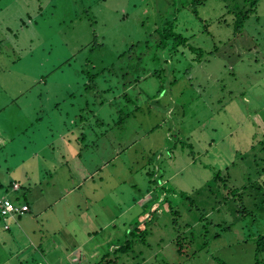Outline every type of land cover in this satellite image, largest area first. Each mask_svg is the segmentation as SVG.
Segmentation results:
<instances>
[{
    "label": "rangeland",
    "instance_id": "1",
    "mask_svg": "<svg viewBox=\"0 0 264 264\" xmlns=\"http://www.w3.org/2000/svg\"><path fill=\"white\" fill-rule=\"evenodd\" d=\"M170 1L0 0V181L26 183L24 173L35 180L46 169V182L66 176L53 169L65 153L74 160L75 178L59 182L70 184L66 189L84 184L68 197L69 210L82 221L73 218L62 236L48 228L50 235L22 243L9 238L15 226L2 225L0 264H49V256L80 264L75 247L89 232L100 238L117 226L114 240L122 241L138 221L152 248L168 244L157 264H264V249L257 248L264 237V0L260 19L252 17L238 36L229 22H216L225 13L220 0L198 8L209 34L192 14L176 16L178 5ZM174 17L175 29L204 49L201 61L182 47L162 55L155 48L161 22ZM90 75L102 77L88 87ZM46 140L51 149L42 151ZM219 172L229 173L227 192L214 187L223 185L214 180ZM251 183L263 186L251 191L256 200L247 199L248 190L233 196L234 188ZM167 189L179 201L170 197L176 206L164 212ZM147 190H158L159 201L141 209L135 199ZM252 201L259 206L251 215ZM56 209L63 210L60 202ZM241 209L249 214L242 220ZM143 212L154 219L144 221ZM178 241L182 256L175 252ZM141 245L128 264H149L147 244ZM69 247L76 252L68 255Z\"/></svg>",
    "mask_w": 264,
    "mask_h": 264
},
{
    "label": "crops",
    "instance_id": "2",
    "mask_svg": "<svg viewBox=\"0 0 264 264\" xmlns=\"http://www.w3.org/2000/svg\"><path fill=\"white\" fill-rule=\"evenodd\" d=\"M84 110H82L83 112ZM81 112V114H82ZM71 120V119H70ZM84 120V119H83ZM30 129V127H28ZM71 133V132H69ZM47 144L46 146H43L41 148V150H46V148L51 149V144L48 140H46ZM33 143V142H31ZM36 145V144H35ZM71 145V140L69 138V140L67 141V143L65 144V146ZM38 151H35L36 155H39L40 153H37ZM34 154V155H35ZM32 155V156H34ZM69 156V155H67ZM82 156V153H80V158ZM70 157V156H69ZM69 157L64 156L61 159L56 158V162L54 164V172H59L62 173L64 172V170L68 173V175L66 176H61V179L64 181H70L71 184H73L72 180L73 177L75 178V176H73V174L71 173V162H73L74 160H69ZM66 167V168H65ZM65 168V169H64ZM49 171L46 169V171L43 173V177H37L35 180H33V175H27L24 173L25 177L27 178L26 183L25 181H21L18 178H12V179H8L10 180L8 185H4L3 183H1L0 181V188L1 190H3V192H5V196L2 197L0 196V198H8L11 199L15 202H17L18 204H24L29 206V211L26 212L25 214H22L20 216H16L13 218H9V219H4L0 217V239H2V243L5 244V242L3 241L5 239L3 232H2V225L3 229L6 225L9 226L7 229L9 231H11V227L15 226V231L11 234L9 238L12 240H17L18 241H22V243L24 242V239L26 238V236H35L37 233L40 235H44L48 232L47 235L51 234V230H49L48 228H58L57 230H53L54 232V236H62V233L65 234V230H62L63 227H68L69 228V223L72 222L71 220L73 218L76 217V222H81L82 218L80 215H74L68 208L69 206V202H68V197L72 194L73 191L76 190H80L84 184H82L81 181H79V183L75 184L74 187H70L69 189H66L70 184H68L66 187H63L62 184L59 182V177L60 176H56V178H53L50 182H46V178H47V174ZM51 179V178H50ZM89 177L85 178V180H88ZM103 181V180H102ZM165 183L166 181L163 180ZM161 181V182H163ZM104 183V182H103ZM14 185H18L19 189H15ZM165 185V184H164ZM165 187V186H164ZM155 194V193H154ZM11 196V197H10ZM21 197L22 201L19 200L18 198ZM147 197L152 198L151 201H149V203L145 202L147 200H145ZM155 196L153 195V190H147V192L145 193V195L143 196V198L141 199H135L136 201L138 200V204L140 203V208L144 209L147 204H151L150 202H152L151 206L155 203L158 202L159 200L155 201ZM173 197L175 203L177 204V201H179V196L175 195V194H169V198ZM17 198V199H15ZM141 201H143V203H141ZM155 201V202H154ZM60 202V205L63 206V210L59 211L56 209V204ZM146 203V204H145ZM176 204L172 205V207L176 206ZM157 207H159V205H157L154 209L152 210V208L150 209V212H155V210H158ZM164 212H167L170 210L171 206H169L168 203H165V207L162 206ZM163 212V213H164ZM156 213V212H155ZM141 214V213H139ZM144 214V212H143ZM144 217H146L144 219L145 220H150L152 217L150 214L146 213L143 215ZM95 217H97V215L95 214ZM138 219L140 218V215H137ZM143 217V218H144ZM150 217V219H149ZM154 219V217L150 220L152 221ZM114 222V219L111 220L105 227L109 226L111 223ZM138 228H143L144 226L142 224L141 221H138ZM224 223V222H223ZM78 224V223H77ZM142 224V225H141ZM134 226V225H133ZM71 228V227H70ZM110 228V227H107ZM126 228V227H125ZM134 227L128 228L129 231H127L126 236L124 237V239L122 238V241L119 239L118 241L114 240V236L118 235L120 232H118L119 227L115 226L111 231L107 232V231H102L101 233H103L100 238H94L93 235L96 233L94 231L89 232V236L83 240L82 245H78L77 248L79 250V252L76 253L75 256L79 255V258L81 260L80 264H98L99 262H103V260L109 259L108 256H111L112 258L120 256L121 260L123 262L125 261H129L130 256L134 255L136 253V251H134V253H121L120 249L123 248V246L125 245V243L129 240L132 239V237H130L131 234V230ZM5 230V229H4ZM71 232V230H70ZM93 237V238H92ZM129 237V238H127ZM102 238V240H100ZM44 239V238H43ZM126 239V240H125ZM111 241V242H110ZM120 241V242H119ZM124 241V242H123ZM43 242V240L41 241ZM123 242V243H122ZM36 244V243H35ZM117 245L120 248L117 249L115 252L110 253L108 252V246L110 245V249L112 246ZM123 245V246H122ZM61 245H57L55 247H53L52 252L57 251V249L59 250V247ZM122 246V247H121ZM167 246L168 244H165L164 248H160L157 251H153L152 253H148L147 254V263L149 264H155L153 263L155 260V258L161 254V251L164 249L165 251L167 250ZM37 248L40 249V251L43 254H46V251L43 249V245L42 243H39L37 245ZM17 252H20L21 250L24 249V244H23V249H22V245L17 247ZM70 249V247L68 248ZM66 250L65 252L69 255L72 252H74L73 250L70 249ZM76 252V251H75ZM85 252L87 254H85ZM175 252L177 253L178 256H182L181 253H178V250L175 249ZM95 253H99L98 258H94ZM50 254V253H49ZM74 256V257H75ZM108 257V258H106ZM167 257V255H160V259L163 260ZM25 260L27 259L26 256L23 257ZM106 258V259H105ZM12 259V258H11ZM53 259H51V257H47V261L51 262L49 264H63V257L59 256L56 259H54L55 261H51ZM7 261H5L6 264ZM67 262V261H66ZM105 262V261H104ZM67 264H70L69 262H67ZM128 264V262H127ZM163 264H167V263H163Z\"/></svg>",
    "mask_w": 264,
    "mask_h": 264
},
{
    "label": "trees",
    "instance_id": "3",
    "mask_svg": "<svg viewBox=\"0 0 264 264\" xmlns=\"http://www.w3.org/2000/svg\"><path fill=\"white\" fill-rule=\"evenodd\" d=\"M220 1L222 3H224V5H225V7H224L225 13L221 17H219L216 22L217 23H225V25H227L229 22L230 26H233L234 33L236 36L240 35L245 30L248 21L252 17H255L257 20L260 19L259 14H258V9H259L261 0H220ZM169 3L174 4V5H178V8H177L176 12L174 13L176 16L177 15L179 16L180 13L182 14L183 11H185L189 15L192 14L198 21L205 24V26H206L205 30H207L208 31L207 34H209V28H208L209 27V21L201 18L199 11H198V8L205 4V0H172ZM176 22H177L176 17L170 19L169 21L165 20L164 22H161L159 28L157 29L159 39L157 42H155V48L157 49V51H160V54L162 55L166 51H168V52L175 51V50L177 51V50H179V48L182 47V48L190 50L191 52H193L196 55L201 56L199 58H196L199 61H201L202 60V54L204 53V49L203 48H196L194 45H192L190 43L189 37H187L182 32L177 31L175 29ZM136 46H138V44H136ZM136 46H132L131 49H135ZM99 75H93V76L90 75L87 77L90 79L89 83L87 84L88 87H90V85L95 80L102 77ZM154 76L159 77L160 72H158V71L155 72ZM253 148H255V146ZM149 174H150V171H147V175H149ZM161 177H162V175L160 176V178ZM228 178H229V173L227 174V176H222L221 172L216 174L214 180L218 183L223 184V185L216 184V186H214V187H216V190H223V191L227 192L228 187L226 184L229 181ZM163 180H164V177H162V181ZM214 187L213 186L210 187V192L212 194H214V190H213ZM262 187L263 186H261L259 184L251 183L250 185H248V186L246 185L242 188H234L231 192H233V196L243 197L244 194H247V190H248L250 192V194L248 195L249 198L247 197V199L256 200L257 195H254L253 192L254 191L262 192L263 191ZM252 190H253V192H251ZM231 192L226 193L229 195L221 194V202L227 200L229 198L228 196H230ZM160 194H158V190H157L156 193L154 194L156 197L155 201L159 200ZM165 194H166V197H168L167 199H165V201H166V203L169 204V206H171L170 209L172 211L175 207H172V205L174 204L172 199L168 200L169 194L177 195V193L172 192L170 189L168 191V189H167ZM182 195H184V194H182ZM262 195H264V193ZM221 202H217V204L220 203L219 205H223V204H221ZM261 204L264 205V196H263ZM249 206L252 207L251 210H248V211H250L249 213H251V215H252L256 211V209L258 208L259 205L257 204V201H252L249 203ZM247 209H249V208H247ZM238 211L240 213H243V211H244L245 213L248 214V211L245 209H241ZM247 214H244V215L242 214V218H241V216H238V218L240 220H242L244 217L249 216V214L248 215ZM138 224H139V222H137L136 224H134V226H132V227H134V230L133 231L131 230V234H130V237H132V239L127 241L125 243V245L123 246V248L120 249L121 253H130V254L134 253V251H136L135 248L142 246L141 244H143V245L147 244V254L152 253L153 251H157L160 248L162 249L165 247V244H164V247L160 246L157 249L152 248V244L149 241L151 236L149 237L147 227L142 230V229L138 228ZM218 226H220V225H218ZM229 229L230 228H228V230ZM220 237H221L220 234H217L215 236V238H220ZM146 240H147V242H146ZM158 243H160V242H158ZM158 243H156V244H158ZM262 243L264 244V237L260 236L258 238V247H257L259 251H262L264 249V245ZM178 245H179V247L178 248L176 247V249L178 250V252H182L183 247L180 246L179 241H178ZM164 253H165V250L163 249L161 251L160 255L162 256V255H164ZM142 254H143V251H141L139 255H142ZM160 255H158L155 258V260H153L154 261L153 263L157 264L159 261L163 262V260L160 259ZM108 257H109V259H106ZM108 257L105 258L106 260H103V262H99L98 264H127V262L129 263V261L123 262L121 260L120 256H117L114 258H112L111 256H108Z\"/></svg>",
    "mask_w": 264,
    "mask_h": 264
},
{
    "label": "built area",
    "instance_id": "4",
    "mask_svg": "<svg viewBox=\"0 0 264 264\" xmlns=\"http://www.w3.org/2000/svg\"><path fill=\"white\" fill-rule=\"evenodd\" d=\"M29 210L27 205L18 204L8 198H0V216L5 220L25 214Z\"/></svg>",
    "mask_w": 264,
    "mask_h": 264
}]
</instances>
